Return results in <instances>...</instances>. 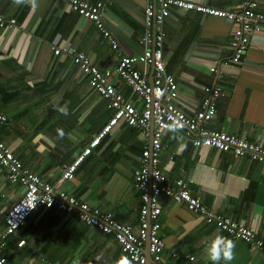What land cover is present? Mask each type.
<instances>
[{
  "label": "crops",
  "instance_id": "obj_1",
  "mask_svg": "<svg viewBox=\"0 0 264 264\" xmlns=\"http://www.w3.org/2000/svg\"><path fill=\"white\" fill-rule=\"evenodd\" d=\"M83 1L105 4L102 20L121 52H143L144 0ZM192 1L231 10L246 0ZM257 1V10L264 14V0ZM0 12L16 21L13 27L0 28V112L7 117L0 137L25 168L52 184L111 117L105 100L72 62L71 51L83 52L98 69L111 71L110 82L123 96L135 100L136 95L115 73L117 51L65 0H37L34 9L0 0ZM232 29L222 18L171 10L163 26L164 66L176 80L175 104L183 113L193 116L204 100V88L218 87L225 97L218 101L208 129L264 142V28L253 36L240 64L223 66L232 57ZM56 49L60 54L55 55ZM137 69L146 71L139 65ZM146 72L149 78L151 69ZM62 107L69 115L58 111ZM178 135L182 139H172L171 132L162 138L158 168L164 177L192 180V196L214 214L251 228L264 242V166L229 152L194 148ZM148 144L146 134L119 122L83 159L74 178L57 190L111 214L136 233L142 202L133 172ZM21 192V186L10 185L0 172V233L5 212ZM158 204L165 264H211L206 248L217 234L236 243L231 264H264V251H251L183 204L163 197ZM3 254L8 264H116L126 256L113 236L54 208L35 210L6 240Z\"/></svg>",
  "mask_w": 264,
  "mask_h": 264
},
{
  "label": "built area",
  "instance_id": "obj_2",
  "mask_svg": "<svg viewBox=\"0 0 264 264\" xmlns=\"http://www.w3.org/2000/svg\"><path fill=\"white\" fill-rule=\"evenodd\" d=\"M144 1L142 37L144 50L140 54L125 55L104 26L102 16L105 4L102 1L89 3L83 0H65L73 12L92 22L111 48L117 51L115 73L136 95V99L130 100L115 89L110 82L111 71H101L83 52L71 51L72 62L80 68L90 87L105 100L106 108L111 112V117L92 138L89 145L70 165L63 168L59 179L51 184L43 180L39 173L25 168L0 137V172L5 175L10 185H18L22 188L18 199L3 216L4 230L0 233V264H8L3 254L6 240L15 235L32 213L40 208L57 209L104 235L113 236L121 253L128 257L131 264H147L144 246L148 237L151 264H165L162 259L165 244L158 221L161 213L158 201L161 197L183 204L187 210L200 216L207 224H212L231 238L247 244L251 251H264V242L254 230L230 218L214 214L198 198L192 196L189 190L192 180L168 181L158 168L162 138L169 133L167 125L174 120L183 123L184 127L178 134L188 138L194 148L203 147L229 152L235 157H245L264 166L263 141L252 142L223 131L208 129V124L216 114L218 101L225 97L222 90L218 87H205V97L199 110L193 116H188L175 104L178 96L177 83L174 76L166 71L163 61L164 23L170 16L171 10L181 9L231 22L233 29L229 47L232 57L230 62H224L222 65L240 64L251 46L253 36L264 28V14L257 10L258 1L246 0L231 10L204 6L192 0ZM15 23L14 19H6L0 12V28L13 27ZM54 53L58 55L60 50L56 49ZM138 65L146 68V71L152 69V83L146 71L141 72L137 69ZM210 72H214V68H211ZM6 120V115L0 112V125L6 123ZM119 122L148 137L151 122L153 123L149 144L142 152L139 167L133 172L134 186L142 202L136 233L129 226L115 221L111 214L91 209L85 202L57 190L60 184L74 178L77 167L83 159ZM22 245L24 241L18 243L19 247ZM189 260L192 261L194 258L189 257Z\"/></svg>",
  "mask_w": 264,
  "mask_h": 264
},
{
  "label": "clouds",
  "instance_id": "obj_3",
  "mask_svg": "<svg viewBox=\"0 0 264 264\" xmlns=\"http://www.w3.org/2000/svg\"><path fill=\"white\" fill-rule=\"evenodd\" d=\"M17 5L29 4L34 9L37 7V0H13ZM58 111L64 116L69 115L66 107L59 108ZM184 125L179 120H174L171 124L167 125L168 131L172 133V139H182L178 133L183 129ZM64 133L60 131L59 137L62 139ZM236 243L226 237L217 234L212 240L209 246L206 248V255L209 257L211 264H231L236 258ZM75 264H80L77 260ZM116 264H131V261L126 256H122Z\"/></svg>",
  "mask_w": 264,
  "mask_h": 264
},
{
  "label": "water",
  "instance_id": "obj_4",
  "mask_svg": "<svg viewBox=\"0 0 264 264\" xmlns=\"http://www.w3.org/2000/svg\"><path fill=\"white\" fill-rule=\"evenodd\" d=\"M149 81H150V83H152V69H151V74H150V77H149ZM152 133H153V123L151 122L150 131H149V139H151ZM144 254H145L146 259H147V264H151L152 259H151L150 255L148 253V237L146 239V246H145V249H144Z\"/></svg>",
  "mask_w": 264,
  "mask_h": 264
}]
</instances>
